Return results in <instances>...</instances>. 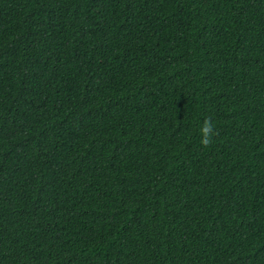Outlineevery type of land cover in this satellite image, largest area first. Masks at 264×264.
Returning a JSON list of instances; mask_svg holds the SVG:
<instances>
[{
    "label": "trees",
    "instance_id": "trees-1",
    "mask_svg": "<svg viewBox=\"0 0 264 264\" xmlns=\"http://www.w3.org/2000/svg\"><path fill=\"white\" fill-rule=\"evenodd\" d=\"M0 264H264V0H0Z\"/></svg>",
    "mask_w": 264,
    "mask_h": 264
},
{
    "label": "clouds",
    "instance_id": "clouds-1",
    "mask_svg": "<svg viewBox=\"0 0 264 264\" xmlns=\"http://www.w3.org/2000/svg\"><path fill=\"white\" fill-rule=\"evenodd\" d=\"M201 131V144L208 147L212 143V134L214 131L213 122L211 117H206L204 119L203 125L200 129Z\"/></svg>",
    "mask_w": 264,
    "mask_h": 264
}]
</instances>
